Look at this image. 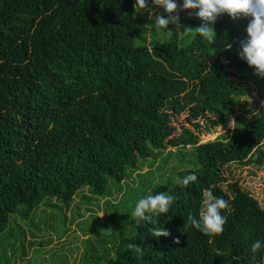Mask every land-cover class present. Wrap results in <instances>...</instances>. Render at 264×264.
Wrapping results in <instances>:
<instances>
[{
    "label": "trees",
    "instance_id": "trees-1",
    "mask_svg": "<svg viewBox=\"0 0 264 264\" xmlns=\"http://www.w3.org/2000/svg\"><path fill=\"white\" fill-rule=\"evenodd\" d=\"M134 2L0 0V235L11 216L28 220L41 206L68 207L84 189L105 199L140 160L174 148L193 165L166 181L174 200L155 219L168 235L154 237L152 225L136 223L105 264H253L249 246L264 240V207L226 174L233 163L264 165V149L256 152L264 113L200 144L227 126L249 90L239 43L220 51L196 35L186 41L172 33L150 48ZM211 27L216 38L240 41L236 21ZM189 172L197 181L177 183ZM148 178L144 193L154 182ZM208 188L229 205L216 235L187 222L189 214L198 218ZM118 206L108 223L120 218Z\"/></svg>",
    "mask_w": 264,
    "mask_h": 264
},
{
    "label": "rangeland",
    "instance_id": "rangeland-1",
    "mask_svg": "<svg viewBox=\"0 0 264 264\" xmlns=\"http://www.w3.org/2000/svg\"><path fill=\"white\" fill-rule=\"evenodd\" d=\"M177 2L179 5L180 0ZM136 10L137 20L146 35V45L151 48L152 43L158 45L164 42L168 33L162 31L158 26L154 29L149 27L152 20L148 11L151 10L152 16L167 15L163 9L148 0L145 11ZM195 11V9L181 10L178 8L182 26L180 31L183 30V27L195 29L202 23L195 16ZM250 19L251 17L243 15L233 19L227 13H222L210 26L226 20L236 21L242 28L241 41L246 38L245 28ZM169 28L177 31L171 24ZM178 35L182 40L191 41L195 34L189 32L187 35ZM239 42L216 37L212 41L220 51L227 50L224 48L225 44H231V48L228 49L233 50ZM239 73L249 85L248 92L238 100L233 112L226 116L227 126L218 128L213 134L203 135L200 144L213 141L227 133L231 134L237 125L243 127L264 113L263 76L256 75L251 67L240 68ZM189 149L191 148L189 147ZM263 149L264 144L256 152L259 153ZM170 151H174L175 154L168 160ZM154 154L155 156L150 159L140 160L139 170L122 182L119 189L110 185V195L105 199L96 198L88 189H84L74 197L68 207L61 203H58L59 208L41 206L28 220H23L15 215L11 216L8 228L0 235V264H105L114 259L119 241L128 238L134 232L137 222L130 213L135 200L146 194L149 189L153 194L165 192L168 177L172 179L173 173L188 168L192 164L190 163L192 158L188 152L176 151L174 148ZM226 175L229 183L238 182L264 207V165L246 166L233 163L228 166ZM148 177H154V182L144 193V185L148 181L146 179H150ZM223 187L224 190H228L227 185ZM53 202L57 201L53 200ZM116 206L119 207L116 212L121 216L113 220L112 223H108L107 215H110L112 207Z\"/></svg>",
    "mask_w": 264,
    "mask_h": 264
},
{
    "label": "clouds",
    "instance_id": "clouds-1",
    "mask_svg": "<svg viewBox=\"0 0 264 264\" xmlns=\"http://www.w3.org/2000/svg\"><path fill=\"white\" fill-rule=\"evenodd\" d=\"M148 0H135L134 8L146 10ZM151 3L162 8L167 15H151L152 24L149 26L154 29L157 26L168 34L178 33L187 35L189 32L198 36L201 40L212 42L214 30L210 26L222 13H227L230 18L237 19L241 15L251 17L245 28L246 38L239 42V57L246 64L253 68L258 76H264V0H151ZM178 8L181 10L195 9V16L202 23L195 29L183 27L179 20ZM175 26L176 32L169 29V25ZM225 49L231 48V44H225ZM231 125V118L229 120ZM197 181L195 172H189L183 177L177 178V183L188 186L190 182ZM202 207L198 218L191 214L187 216V222L201 233L206 235H216L222 233L226 222L225 215L221 210L228 208V201L223 197L214 196L211 189H203L201 192ZM174 197L169 190L166 192H153L149 189L146 194L135 200L131 210V217L136 218V222H146L152 227L150 231L154 237L167 236L168 232L163 226H156L155 217L164 216L169 213ZM186 224L184 225V227ZM136 247L139 253V246ZM251 259L253 264H264V251L260 252L259 259L256 257L258 250L264 249V240L255 239L250 246ZM233 259H236L233 257Z\"/></svg>",
    "mask_w": 264,
    "mask_h": 264
},
{
    "label": "bare ground",
    "instance_id": "bare-ground-1",
    "mask_svg": "<svg viewBox=\"0 0 264 264\" xmlns=\"http://www.w3.org/2000/svg\"><path fill=\"white\" fill-rule=\"evenodd\" d=\"M56 227V226H55Z\"/></svg>",
    "mask_w": 264,
    "mask_h": 264
}]
</instances>
